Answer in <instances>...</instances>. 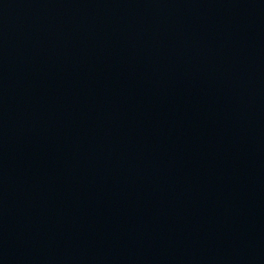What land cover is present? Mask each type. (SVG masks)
I'll return each mask as SVG.
<instances>
[{"label": "water", "instance_id": "95a60500", "mask_svg": "<svg viewBox=\"0 0 264 264\" xmlns=\"http://www.w3.org/2000/svg\"><path fill=\"white\" fill-rule=\"evenodd\" d=\"M0 264H264V0H0Z\"/></svg>", "mask_w": 264, "mask_h": 264}]
</instances>
